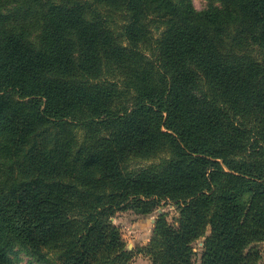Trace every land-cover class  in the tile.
Wrapping results in <instances>:
<instances>
[{
    "label": "trees",
    "instance_id": "obj_1",
    "mask_svg": "<svg viewBox=\"0 0 264 264\" xmlns=\"http://www.w3.org/2000/svg\"><path fill=\"white\" fill-rule=\"evenodd\" d=\"M0 0V264H264V0Z\"/></svg>",
    "mask_w": 264,
    "mask_h": 264
},
{
    "label": "rangeland",
    "instance_id": "obj_2",
    "mask_svg": "<svg viewBox=\"0 0 264 264\" xmlns=\"http://www.w3.org/2000/svg\"><path fill=\"white\" fill-rule=\"evenodd\" d=\"M175 1L180 3L191 1L197 9H202L209 3H216L215 0ZM160 213H163L168 221L173 222L177 216V209L170 201H161L151 210L150 214H141L134 208H127L115 214L113 222L119 226L121 234L126 242V248L132 250L134 253L130 264H143L145 261L143 258L144 256L149 259L148 256L138 252V250L149 240L155 220ZM199 239L202 242L203 238ZM200 241H195L193 243V260L195 264L199 262L202 249V246L199 244ZM7 246L6 253L13 264H40L27 249L19 246L15 241L11 240V243ZM254 246L264 255V240L256 242Z\"/></svg>",
    "mask_w": 264,
    "mask_h": 264
},
{
    "label": "crops",
    "instance_id": "obj_3",
    "mask_svg": "<svg viewBox=\"0 0 264 264\" xmlns=\"http://www.w3.org/2000/svg\"><path fill=\"white\" fill-rule=\"evenodd\" d=\"M196 241H200V239H198ZM199 244L202 246V242L201 241L199 242ZM143 258L145 259L143 264H152V262L148 258H146L145 256Z\"/></svg>",
    "mask_w": 264,
    "mask_h": 264
}]
</instances>
